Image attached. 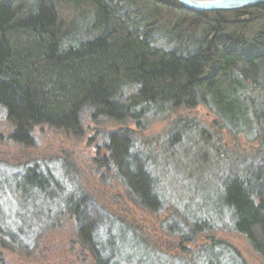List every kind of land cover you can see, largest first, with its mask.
Instances as JSON below:
<instances>
[{"label": "trees", "instance_id": "16d2710c", "mask_svg": "<svg viewBox=\"0 0 264 264\" xmlns=\"http://www.w3.org/2000/svg\"><path fill=\"white\" fill-rule=\"evenodd\" d=\"M167 11L177 15L170 23ZM198 105L220 128L242 131L250 115L264 134V5L196 13L173 0H0V108L14 125L12 141L30 146L41 125L79 135L84 112L142 129L149 115ZM263 134L258 164L225 181L222 203L233 230L264 259ZM133 135L109 133L104 148L132 201L148 206L156 183L131 152ZM74 202L66 209L80 245L95 255L92 226L71 211ZM4 226L0 235L22 247Z\"/></svg>", "mask_w": 264, "mask_h": 264}, {"label": "rangeland", "instance_id": "374dc122", "mask_svg": "<svg viewBox=\"0 0 264 264\" xmlns=\"http://www.w3.org/2000/svg\"><path fill=\"white\" fill-rule=\"evenodd\" d=\"M161 16L169 23L177 17ZM248 119L242 131H227L198 105L149 115L137 129L131 121L94 122L84 112L79 135L35 126L25 146L11 140L14 125L0 108V224L22 246L0 235V264H264L222 203L225 181L258 164L263 128ZM119 129L133 131L131 152L155 180L148 206L132 201L110 164L104 146ZM69 200L92 226L96 256L80 245Z\"/></svg>", "mask_w": 264, "mask_h": 264}, {"label": "water", "instance_id": "95a60500", "mask_svg": "<svg viewBox=\"0 0 264 264\" xmlns=\"http://www.w3.org/2000/svg\"><path fill=\"white\" fill-rule=\"evenodd\" d=\"M196 13L233 12L264 5V0H173Z\"/></svg>", "mask_w": 264, "mask_h": 264}]
</instances>
